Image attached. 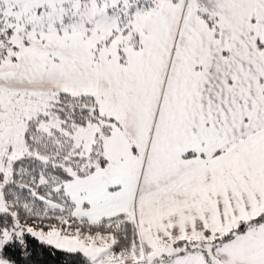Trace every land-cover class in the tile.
Instances as JSON below:
<instances>
[{"label": "snow or ice", "instance_id": "obj_1", "mask_svg": "<svg viewBox=\"0 0 264 264\" xmlns=\"http://www.w3.org/2000/svg\"><path fill=\"white\" fill-rule=\"evenodd\" d=\"M0 264H264V0H0Z\"/></svg>", "mask_w": 264, "mask_h": 264}]
</instances>
